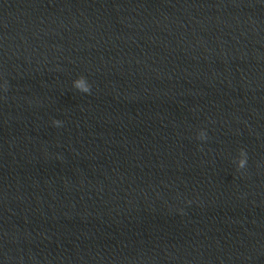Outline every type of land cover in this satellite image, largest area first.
Here are the masks:
<instances>
[{"label":"clouds","instance_id":"obj_1","mask_svg":"<svg viewBox=\"0 0 264 264\" xmlns=\"http://www.w3.org/2000/svg\"><path fill=\"white\" fill-rule=\"evenodd\" d=\"M73 83H74V87L77 90H79L80 92L90 93L91 85L87 82L85 77L81 76V77L77 78ZM5 91H7V83L5 84ZM53 124L56 126H59L61 124V121L54 120ZM198 139H200V140L207 139V135L203 130H201L199 132ZM239 156H240V158L236 161L238 170L244 169L246 167V164H247V153H246V151L241 149Z\"/></svg>","mask_w":264,"mask_h":264}]
</instances>
